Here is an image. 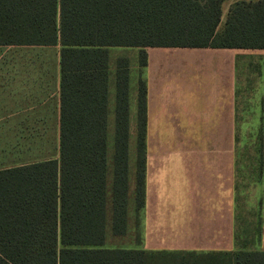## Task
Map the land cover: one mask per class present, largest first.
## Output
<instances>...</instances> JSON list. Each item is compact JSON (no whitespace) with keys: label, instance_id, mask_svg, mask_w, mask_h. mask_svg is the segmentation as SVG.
Wrapping results in <instances>:
<instances>
[{"label":"trees","instance_id":"16d2710c","mask_svg":"<svg viewBox=\"0 0 264 264\" xmlns=\"http://www.w3.org/2000/svg\"><path fill=\"white\" fill-rule=\"evenodd\" d=\"M0 0V44H59L58 157L0 169V264H264V251L105 247L123 235L132 192L144 204L146 86L136 82L129 157V59L113 70L108 180L109 47L264 48V0ZM107 202L109 205H107Z\"/></svg>","mask_w":264,"mask_h":264},{"label":"crops","instance_id":"0c3cea01","mask_svg":"<svg viewBox=\"0 0 264 264\" xmlns=\"http://www.w3.org/2000/svg\"><path fill=\"white\" fill-rule=\"evenodd\" d=\"M145 51L135 248L264 251V48ZM59 108V47L0 44V169L56 158Z\"/></svg>","mask_w":264,"mask_h":264},{"label":"rangeland","instance_id":"374dc122","mask_svg":"<svg viewBox=\"0 0 264 264\" xmlns=\"http://www.w3.org/2000/svg\"><path fill=\"white\" fill-rule=\"evenodd\" d=\"M235 0H225L222 3V14H221V26L226 18V14L228 12L229 7ZM59 47V44H57ZM109 54H110V77H109V101H108V107H109V114H108V148H107V160H108V180H107V196L109 197V189L111 184V174H110V157L112 152V123H113V70H114V59L118 55H126L129 59V71H130V83H132L131 89H132V97H135V94L133 95L134 87L136 86L135 80H138L139 77H141V71L142 68L138 64V49L135 47L129 48V47H119V46H113L109 47ZM131 98V96H130ZM130 103V99H129ZM131 116L129 117V124H130V139H129V157H130V172L132 175L133 171V164H134V139H135V101H133L131 104ZM51 154H56V157H58V151H51ZM55 156V155H54ZM134 203V202H133ZM107 205L108 202H107ZM139 216V215H138ZM138 216H136L133 213V208L131 210V214L129 217V224L127 226L126 233L123 235H113L111 232L109 225L106 227L105 231V241L104 246L105 247H122V248H132L135 246H140V224ZM139 244V245H138Z\"/></svg>","mask_w":264,"mask_h":264}]
</instances>
